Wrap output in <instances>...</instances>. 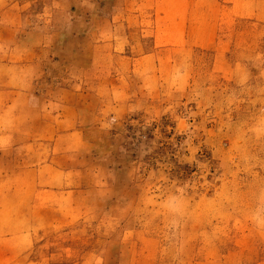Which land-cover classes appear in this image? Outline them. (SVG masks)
<instances>
[{
  "label": "rangeland",
  "instance_id": "obj_1",
  "mask_svg": "<svg viewBox=\"0 0 264 264\" xmlns=\"http://www.w3.org/2000/svg\"><path fill=\"white\" fill-rule=\"evenodd\" d=\"M0 264H264V0H0Z\"/></svg>",
  "mask_w": 264,
  "mask_h": 264
}]
</instances>
